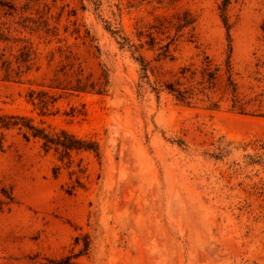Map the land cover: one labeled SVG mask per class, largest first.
I'll return each mask as SVG.
<instances>
[{"label":"rangeland","instance_id":"obj_1","mask_svg":"<svg viewBox=\"0 0 264 264\" xmlns=\"http://www.w3.org/2000/svg\"><path fill=\"white\" fill-rule=\"evenodd\" d=\"M0 264H264V0H0Z\"/></svg>","mask_w":264,"mask_h":264},{"label":"trees","instance_id":"obj_2","mask_svg":"<svg viewBox=\"0 0 264 264\" xmlns=\"http://www.w3.org/2000/svg\"><path fill=\"white\" fill-rule=\"evenodd\" d=\"M4 124H7L8 125V123L7 122H5ZM31 129H32V127L31 126H29ZM35 130V129H34ZM41 131H39V130H35L34 132H33V136H39V135H41V137L42 138H45V141H47L48 143L50 142V143H53L52 141L53 140H51L50 138H49V136H48V134H46V133H43V134H41L40 133ZM56 143V142H55ZM57 143H59V142H57ZM62 144V143H61ZM62 145H65V144H62ZM67 147V146H66Z\"/></svg>","mask_w":264,"mask_h":264}]
</instances>
